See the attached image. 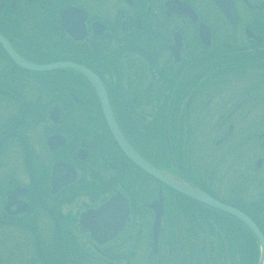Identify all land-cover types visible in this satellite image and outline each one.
Returning <instances> with one entry per match:
<instances>
[{
	"label": "flooded vegetation",
	"instance_id": "af4514ba",
	"mask_svg": "<svg viewBox=\"0 0 264 264\" xmlns=\"http://www.w3.org/2000/svg\"><path fill=\"white\" fill-rule=\"evenodd\" d=\"M98 93L136 156L264 240V0H0V264H206L229 246L256 264L244 222L127 157Z\"/></svg>",
	"mask_w": 264,
	"mask_h": 264
},
{
	"label": "water",
	"instance_id": "95a60500",
	"mask_svg": "<svg viewBox=\"0 0 264 264\" xmlns=\"http://www.w3.org/2000/svg\"><path fill=\"white\" fill-rule=\"evenodd\" d=\"M8 49V48H7ZM15 62L20 65L21 67L24 68H33V69H38L34 67H29L28 65H25L21 61H19L17 58H14ZM99 99L102 103V108H103V115L106 119L107 125L112 133V136L114 137V140L118 144V146L127 154V157L131 159L135 164H137L139 167H141L145 172H147L150 176L153 178L159 180L160 182L166 184L167 186L171 187L172 189L176 190L177 192L188 196L198 202H201L203 204H206L208 206H211L213 208L222 210L224 212H227L238 219H240L242 222L245 223V225L251 230V232L254 234L256 237V240L258 241V244L260 246V251H261V259H262V264H264V240L257 230V228L249 222L246 218H244L240 213L234 211L231 208H228L212 199H210L208 196L203 194L202 192L193 189L189 187L185 182H182L176 178H172L170 176H167L166 174L157 171L156 169L152 168L149 166L147 163H145L143 160H141L138 156H136L128 147V145L125 143L123 140L119 130L117 129L115 123L113 122L112 115L110 113L109 108L107 107L106 104V99L103 95L98 93ZM157 230V223H155V233Z\"/></svg>",
	"mask_w": 264,
	"mask_h": 264
},
{
	"label": "rangeland",
	"instance_id": "374dc122",
	"mask_svg": "<svg viewBox=\"0 0 264 264\" xmlns=\"http://www.w3.org/2000/svg\"><path fill=\"white\" fill-rule=\"evenodd\" d=\"M174 129L175 130H177V127H176V124H175V126H174ZM179 137H178V135L176 134L175 135V138H173V141H172V143L174 144V146L176 145H178L179 144ZM160 148H162V146L161 145H158ZM211 146V145H210ZM173 147V146H172ZM148 152H149V154L151 155V154H154V152H150L149 150H147ZM217 151H219L218 150V148H215L214 149V147L213 148H209L208 150L206 149V152H207V154H208V156H211V154H209V153H213V152H217ZM150 157H152V158H155V156H150ZM227 165H229V166H231L230 164H228V162H227V164L226 165H224V166H227ZM164 167V166H163ZM142 180H144V179H142ZM139 192V191H138ZM150 193V192H149ZM149 193H148V196H149ZM218 235H219V233H218ZM212 236H215L216 237V235H212ZM239 237H241V236H239ZM238 242H239V244L241 243V240L238 238ZM246 242V241H245ZM230 245V244H229ZM239 246H241V245H239ZM223 248H224V250L225 249H227L226 248V246H223ZM229 249L231 250V252H230V254H232V255H239V257H241V255L239 254V251H238V248H237V246H235L234 248H232L231 246H229ZM240 249V248H239ZM175 254H178V256L179 257H177L176 258V256H175ZM183 254H182V251H180V252H178V253H174L173 254V257H174V259H175V263L174 264H183V256H182ZM226 256H228L227 254H226ZM231 256V255H230ZM229 257V256H228ZM239 257H235V256H232V257H229V259H230V261H228V259H222V258H220V257H218V258H216V257H211V258H207V261H206V264H220V262H219V260H221L222 259V262H221V264H240V262H241V264H242V261L240 260V258ZM255 257V256H254ZM242 258V257H241ZM255 259H256V257H255ZM232 260V261H231ZM255 261V260H254Z\"/></svg>",
	"mask_w": 264,
	"mask_h": 264
},
{
	"label": "trees",
	"instance_id": "16d2710c",
	"mask_svg": "<svg viewBox=\"0 0 264 264\" xmlns=\"http://www.w3.org/2000/svg\"><path fill=\"white\" fill-rule=\"evenodd\" d=\"M256 259H257V258H256ZM256 259H255V260H256Z\"/></svg>",
	"mask_w": 264,
	"mask_h": 264
}]
</instances>
